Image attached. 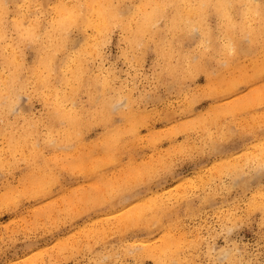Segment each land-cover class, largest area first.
<instances>
[{
    "label": "rangeland",
    "instance_id": "obj_1",
    "mask_svg": "<svg viewBox=\"0 0 264 264\" xmlns=\"http://www.w3.org/2000/svg\"><path fill=\"white\" fill-rule=\"evenodd\" d=\"M61 1L73 2L6 0L0 8V73L8 56L29 81L14 96L18 114L0 118V264H264V75L251 79L260 48L221 65L209 10L204 23L216 48L189 72L181 71L182 56L201 50V38L189 46L191 29L181 28L177 41L169 16L142 45L119 25H73L48 73L35 65L37 41L19 40L15 22L42 32ZM144 1L113 0L129 9L126 17ZM18 6L30 16H19ZM166 41L180 53L165 57L158 42ZM75 67L82 79L71 85ZM33 69L72 97L64 106L77 102L79 138L66 136L68 124L53 115L57 95L34 89ZM230 77L234 88L217 91ZM106 99L117 109L108 119L99 116ZM128 110L143 118L134 131ZM22 129L29 135L13 143L9 132ZM114 134L117 148L108 154ZM236 171L260 176L242 184Z\"/></svg>",
    "mask_w": 264,
    "mask_h": 264
},
{
    "label": "bare ground",
    "instance_id": "obj_2",
    "mask_svg": "<svg viewBox=\"0 0 264 264\" xmlns=\"http://www.w3.org/2000/svg\"><path fill=\"white\" fill-rule=\"evenodd\" d=\"M5 1L0 0V8L5 7ZM18 7L19 16H30V13L26 9L23 7L22 9L19 7L18 9ZM168 7L171 8L172 12H167L168 14H166ZM128 10L125 9L123 4L114 3L113 0H85V3H83V0H73L72 4L61 1L55 7L57 13L56 21L50 22L44 27L42 32L39 30H37L38 32L36 31L37 25L35 23H32L29 28L25 25L29 24L27 21L15 22V24L21 30L18 31L20 34L18 37L19 40L27 41L33 39L37 41V48H39L40 54L36 59L35 65L50 73L55 70V64L59 59V51L64 48L68 49L66 33L64 32L68 31L69 33V27L73 25L79 27L91 26L100 31L104 28L119 25L126 31V37H129V42L142 45L145 43V40H148L146 35L149 37L158 28L156 26L158 18L164 15L169 16L166 19L168 21L167 26L171 29L177 41L183 37L181 35H175L178 33L176 31L181 28L191 29L192 35L185 36L188 37L189 46L194 43L193 41L197 36L201 38V46L199 47L202 49L198 50L197 46L195 48L188 47L189 50L186 52L188 54L182 56L185 60L179 65L181 71L192 72L202 68L203 62L201 56L208 54L211 48H216V46L213 47L211 41V26H208L206 20L204 23L208 11L211 10L216 15L218 29L220 31L221 41L218 47L220 64L227 67L235 60L241 58L243 54L240 53V50L247 51V48L250 49L249 46L259 47L261 61L254 63L251 79L255 76L264 75V0H145L135 11L138 13L137 15L126 17ZM23 29L27 33L22 31ZM193 30L195 31V35ZM2 33V28H0V41L3 37ZM242 40L248 41V47L244 44V48H241ZM158 45L160 51L162 49L164 50L165 57H175L176 51L180 53V47L176 45L175 49L171 41L158 42ZM198 51L200 52L198 53ZM212 53L216 55L215 52ZM220 55L223 57L221 58ZM1 57H4L3 50L1 51ZM3 62V66L7 68V74L2 76L0 73V118L8 116V119H14L13 116L9 117V113L16 112L18 114L19 108L15 109L14 96L17 94L18 89L22 86H27L29 81L19 71L18 66L12 58L8 56L4 57ZM173 69L174 66L170 67L169 70L171 71ZM209 70L207 68L208 74H210ZM80 71L78 67H75L72 70L71 76L66 78L67 83L74 85L78 82L80 84L82 79L79 76ZM33 73L39 78V83L34 82L35 90L43 93L46 91L44 88H46L48 91L51 90L57 95L56 102L52 106V113L56 119L62 118L68 124V130L64 134L68 137L79 138L81 135V115L75 112L79 108L77 102H74L73 106L67 108L63 105V102L72 97L67 92L60 91L52 84L50 74L42 75L36 69H33ZM249 75L241 74V77L247 81ZM233 80L234 78L230 77L227 81V86H219L217 91L234 88L233 84L229 85ZM113 107L114 103L112 104L109 99H106L101 111H99V116L108 119L109 115L117 110L113 109ZM190 107L186 106L185 108L191 109ZM119 110L122 109L119 108ZM130 110H128L126 115L131 121V127L129 129L134 131L137 129V124L143 122V118L129 112ZM212 117L208 118L211 119ZM199 122L205 123L206 120L204 119ZM9 134L11 141L13 143L16 141L17 143L19 140L22 141L27 138L29 130L22 129L19 133L10 131ZM17 134L19 135L17 136ZM111 136L113 138L109 137L105 142V148L108 154H112L118 144V141H116L118 135L114 134ZM220 148L219 146L218 149ZM236 173L238 175L234 176L233 179L235 182L246 181L249 184L254 179H257L256 177L260 176L257 173H254L252 176L243 175L245 173L242 171H236Z\"/></svg>",
    "mask_w": 264,
    "mask_h": 264
},
{
    "label": "snow or ice",
    "instance_id": "obj_3",
    "mask_svg": "<svg viewBox=\"0 0 264 264\" xmlns=\"http://www.w3.org/2000/svg\"><path fill=\"white\" fill-rule=\"evenodd\" d=\"M241 183L244 184V183H246V181H242Z\"/></svg>",
    "mask_w": 264,
    "mask_h": 264
}]
</instances>
